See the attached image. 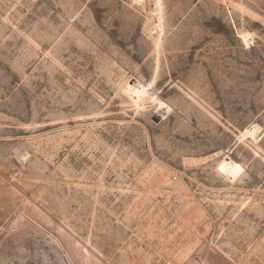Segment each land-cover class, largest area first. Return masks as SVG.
Returning <instances> with one entry per match:
<instances>
[{
  "label": "rangeland",
  "instance_id": "374dc122",
  "mask_svg": "<svg viewBox=\"0 0 264 264\" xmlns=\"http://www.w3.org/2000/svg\"><path fill=\"white\" fill-rule=\"evenodd\" d=\"M0 264H264V0H0Z\"/></svg>",
  "mask_w": 264,
  "mask_h": 264
},
{
  "label": "bare ground",
  "instance_id": "6f19581e",
  "mask_svg": "<svg viewBox=\"0 0 264 264\" xmlns=\"http://www.w3.org/2000/svg\"><path fill=\"white\" fill-rule=\"evenodd\" d=\"M153 15L156 16L157 26L160 27L162 24V8L159 1H157L154 5Z\"/></svg>",
  "mask_w": 264,
  "mask_h": 264
}]
</instances>
